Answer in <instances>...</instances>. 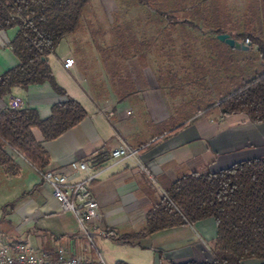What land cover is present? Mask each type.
<instances>
[{"label":"crops","instance_id":"crops-1","mask_svg":"<svg viewBox=\"0 0 264 264\" xmlns=\"http://www.w3.org/2000/svg\"><path fill=\"white\" fill-rule=\"evenodd\" d=\"M242 1L225 0V3L229 7H238ZM98 2V5L87 6L77 31L63 38L52 57L49 56L57 84L83 105L86 117L55 139L44 140L37 128L32 132L49 154L47 171L65 174L72 182L89 174L95 176L90 185L99 205L97 221L100 222L90 228L94 229L96 237L97 232L105 231L106 238L112 237L114 244L103 246L96 250V254L78 247L74 214L61 209L50 187L44 183L41 171L25 158L15 156L13 159L19 167L16 175L6 173L0 166V220L2 206L14 203L11 210L7 208L8 214L0 222V227L4 223L11 224L15 230L0 228V244L14 235L27 241L38 252H53L63 247L94 264H115L117 261L169 264L190 259L210 260L216 235L212 218L154 232L143 238L139 246L122 243L114 237L117 232L140 229L146 210L163 188L179 176L206 168L216 170L240 159L264 155V122L253 123L238 113L224 116L218 108L212 107L183 123H171L167 101L188 100L171 87L172 95L168 100L161 95V78L165 84L166 78L172 76L165 72L172 69L167 68L170 57L162 46L172 42L173 38H163L160 35L162 25L156 21L144 22L152 36L128 38V44L141 46L136 50L137 55L127 61L112 60L107 68L97 62L94 55L93 63L89 64L90 73L86 74L82 65L84 57L73 42L81 35L87 40L88 22L98 19L95 9L100 10L106 19L110 16L106 14L119 7L112 0ZM13 34L14 29L0 31V74L17 63L9 46ZM65 58L73 59L71 68L64 67ZM92 67L96 72H92ZM13 97L21 99L22 108L35 109L41 119L50 115L52 104L66 99L57 95L48 83L26 88L15 86L0 97V110L7 108ZM135 109L145 111L149 117L147 125L143 122L140 126L139 120L131 119ZM127 111L130 115L126 114ZM178 124L184 125L173 131ZM121 145L128 147L127 156L111 163L110 151ZM72 162H86L90 169L88 172L74 171L70 167ZM27 220L31 224L28 225ZM108 230L112 232L109 234ZM117 245L129 247L123 250L125 257L114 255ZM104 254L107 262L103 259Z\"/></svg>","mask_w":264,"mask_h":264},{"label":"trees","instance_id":"trees-1","mask_svg":"<svg viewBox=\"0 0 264 264\" xmlns=\"http://www.w3.org/2000/svg\"><path fill=\"white\" fill-rule=\"evenodd\" d=\"M90 2L0 0V31L14 29L9 46L17 59L0 74V97L15 86L42 83L66 97L52 104L44 119L33 108L0 110V166L10 175L19 171L13 151L37 170L48 169L49 154L33 128L44 140H51L87 115L83 105L57 84L49 56L63 38L77 31ZM125 8L152 11L153 17H145L144 22L156 20L162 25L160 35L174 39L162 46L170 57L167 68L172 69L166 79L188 103L206 104L196 114L216 107L224 116L238 113L253 123L264 122V0H243L238 7L227 6L225 0H125ZM224 33L242 43L248 39L249 49L237 50L220 41L217 35ZM13 207L14 203L2 206L0 222L7 208ZM207 218L216 226L212 258L169 264H264V155L179 176L146 210L140 229L117 232L114 239L137 245V240L154 232Z\"/></svg>","mask_w":264,"mask_h":264},{"label":"rangeland","instance_id":"rangeland-1","mask_svg":"<svg viewBox=\"0 0 264 264\" xmlns=\"http://www.w3.org/2000/svg\"><path fill=\"white\" fill-rule=\"evenodd\" d=\"M112 1L116 6H119L117 11L111 12L110 14H106V15H110L109 16L110 18L108 17L104 19L103 18L104 14H102L100 10L95 9L96 10L95 15L98 17V19L88 22V25L86 28L87 40L85 41L83 39L84 36L81 35L79 36V38H77L73 42L74 46L81 51V54L84 57L83 58L84 61L82 65L84 67L86 74L90 73L89 64L93 63L91 59L93 58L94 55L97 59V62H99L100 64L105 66V68H107L109 63L112 60H116L117 62H120L123 59H126L127 61L129 58L138 54L136 50L141 46L128 44L127 42L129 40L128 38H134V37L139 38L141 36H144V37L152 36V34H150V30L144 27L145 26L144 18L147 16H151L152 11L148 12L147 10H142V9L125 8V0H112ZM98 4H99L98 0H94L93 2H90L89 5H98ZM98 11L100 12L98 13ZM69 40L70 39H68V41ZM89 43H91V45ZM90 48H91V51H90ZM91 52H92V56H90ZM108 59H111V60H108ZM93 69L94 67H92V72L95 71ZM165 72L170 73V74L172 73V71L170 70L169 71L166 70ZM172 85H174V83H171L169 79L165 80V84H164L161 78V83L159 87L160 92L163 97L167 98V100L169 99V96L172 95L169 89ZM194 88L195 87H190L189 90H194ZM197 93H198V90H197ZM166 104L168 106V111L170 115L174 117L172 118V121L178 122V123H180L186 116L187 117L191 116L190 118L194 117L196 113H198L197 112L198 109H204L206 105L203 101H195L193 103H188L186 101H180V102L176 101V102L171 103L169 100L167 101ZM182 112H184L183 115H181ZM148 118L149 117L145 115V111L141 112L137 109H135V113L133 114V116H131L132 120L134 119L139 120L140 126H142L143 122H146V125H147V123L149 122ZM113 161L114 159H112L110 162L112 163ZM3 203H4V198H3ZM73 217L75 218V219L73 218V221L75 222V227H76L74 231H76V239H77L76 244L78 245V247L80 246L83 249L86 248L88 252L92 251L93 254H96V250L99 251L105 245L113 246L114 243L112 241V237L102 238L100 236L98 237L93 236L90 239L80 229V225L75 215H73ZM99 222L100 221L96 220L94 223L90 225L88 224V225L89 226L97 225L99 224ZM27 224L29 225L31 224V222L27 220ZM3 225L4 226L2 227H7L8 229L15 231L13 230L14 225H11V224L7 225L5 223ZM103 227H104L103 229L106 230L105 224H103ZM90 229L94 230L92 228ZM13 236H10L8 238L9 241L19 240ZM142 242H143L142 239L137 240V246L141 245ZM125 248H129V247H125L123 245L116 247L117 253H114V255L116 254L117 257H121V258L125 257V253L123 251L125 250ZM132 250H136V249H132ZM103 259L107 262L106 254L103 255Z\"/></svg>","mask_w":264,"mask_h":264},{"label":"built area","instance_id":"built-area-1","mask_svg":"<svg viewBox=\"0 0 264 264\" xmlns=\"http://www.w3.org/2000/svg\"><path fill=\"white\" fill-rule=\"evenodd\" d=\"M244 44L249 45V40L245 39ZM72 58H65L63 65L65 68L73 66ZM7 108L20 109L22 101L18 97H13ZM130 115V111L126 112ZM134 153V152H133ZM17 158L23 156L19 152L13 151ZM128 154L126 145L118 146L110 151L113 159H119ZM24 158V157H23ZM70 167L74 171H89L86 162H72ZM44 183L50 187L52 196L60 203L62 210H68L75 215L82 232L90 239L95 236L90 229V224L99 218V205L91 190V181L95 177L93 174L85 178L70 181L65 174H58L53 171L41 173ZM87 224V225H86ZM89 224V225H88ZM100 237H106L105 232H98ZM0 264H94L89 259L80 258L69 253L65 248L59 247L53 252L34 250L31 245L24 240L5 241L0 244Z\"/></svg>","mask_w":264,"mask_h":264},{"label":"water","instance_id":"water-1","mask_svg":"<svg viewBox=\"0 0 264 264\" xmlns=\"http://www.w3.org/2000/svg\"><path fill=\"white\" fill-rule=\"evenodd\" d=\"M217 38L234 49H237V50H248L249 49V45L235 40L234 38L230 37L228 34H225V33L219 34L217 35Z\"/></svg>","mask_w":264,"mask_h":264}]
</instances>
